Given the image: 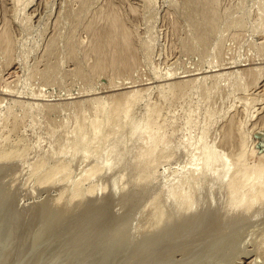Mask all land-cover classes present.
<instances>
[{
	"label": "rangeland",
	"instance_id": "obj_1",
	"mask_svg": "<svg viewBox=\"0 0 264 264\" xmlns=\"http://www.w3.org/2000/svg\"><path fill=\"white\" fill-rule=\"evenodd\" d=\"M207 2L0 0V39L10 34L6 50L0 44V257H13L9 264H264V0ZM105 33L112 45L100 39ZM92 122L106 136L131 123L150 135L144 149L105 172V143ZM207 150L211 174L222 158L239 168L198 191ZM151 152L145 164L131 160ZM239 178L242 188H234ZM187 206L204 212L186 215Z\"/></svg>",
	"mask_w": 264,
	"mask_h": 264
},
{
	"label": "bare ground",
	"instance_id": "obj_2",
	"mask_svg": "<svg viewBox=\"0 0 264 264\" xmlns=\"http://www.w3.org/2000/svg\"><path fill=\"white\" fill-rule=\"evenodd\" d=\"M18 1V0H17ZM20 1V0H19ZM206 1V0H205ZM208 2H209V0H208ZM207 2V3H208ZM210 3V2H209ZM209 10V9H208ZM210 12H211V9H210ZM108 14V13H107ZM108 16H110V15H108ZM107 17V16H106ZM115 18V17H114ZM117 18V17H116ZM115 18V19H116ZM113 20V18H112V23L114 22V21H116V23H117V20L118 19H116V20ZM210 19L212 20V17H210ZM110 20V19H109ZM208 20V19H207ZM209 22V21H208ZM211 22V21H210ZM209 22V23H210ZM111 23V22H110ZM111 23V24H112ZM211 23H213V20H212V22ZM106 24H108V23H106ZM113 25H116L115 24V22L113 23ZM113 25L111 26V27H113ZM211 25V24H210ZM214 25V24H213ZM92 27V26H91ZM97 27V26H96ZM104 27H106V26H104ZM108 27V26H107ZM110 27V26H109ZM108 27V28H109ZM110 27V28H111ZM114 27H117V26H114ZM89 29H90V27H89ZM88 29V30H89ZM101 29V28H100ZM105 29V28H104ZM113 29V28H112ZM118 29V28H117ZM117 29H113L112 31H114L115 32V30L117 31ZM121 29V28H120ZM93 31H94V29H92ZM97 30V29H96ZM102 30H103V28H102ZM107 30V29H106ZM110 30V29H109ZM119 30V29H118ZM125 30V29H124ZM6 31V30H5ZM99 31V30H98ZM105 31V30H104ZM108 31V30H107ZM106 31V32H107ZM111 31V30H110ZM110 31L108 32V33H110ZM6 32H8V31H6ZM91 32V31H90ZM100 32H102L101 30H100ZM122 32V31H121ZM113 33V32H112ZM117 33V32H116ZM116 33H115V36H117L116 35ZM3 34V33H2ZM5 34H7V37L10 35H8V33H5L4 32V34L2 35V38L1 39H4V41L5 40H7L6 39V35ZM97 34H99V33H97ZM97 34L95 35V37L97 36ZM120 34V33H119ZM125 34H127V33H124V35ZM105 35L107 36V37H105V39H104V36L103 35H101L100 34V36L102 37V38H100V39H102V40H105V43L107 44V43H109L110 44V37L108 36V34H106L105 33ZM111 37L112 36H114V33L113 34H109ZM124 35H122V37L124 36ZM128 35V34H127ZM93 36V35H92ZM126 36V35H125ZM1 37V36H0ZM3 37H5V38H3ZM95 37H94V39H95ZM127 37V36H126ZM93 38V37H92ZM108 38V39H107ZM120 38V37H119ZM125 38V37H124ZM123 38V39H124ZM0 39V40H1ZM97 39V38H96ZM107 39V40H106ZM122 39V40H123ZM101 40V42H103ZM112 40V39H111ZM115 40V39H114ZM117 40V39H116ZM126 40V39H125ZM124 40V41H125ZM128 40V39H127ZM2 41V40H1ZM0 42V44H2V48H4V43H5V47L6 46H8V44L10 43L9 42V39L7 40V41H5V42ZM10 41H11V39H10ZM97 41V40H96ZM109 41V42H108ZM124 41H122V42H124ZM112 42H113V40H112ZM92 43H93V41H92ZM91 43V44H92ZM98 43H100V42H98ZM115 43H116V41H115ZM125 43V42H124ZM126 43H128V42H126ZM7 44V45H6ZM103 44H104V42H103ZM103 44H95V45H97L98 46V48H102L103 46ZM113 44V43H112ZM112 44H110V45H112ZM10 45V44H9ZM94 45V46H95ZM101 45V47H99ZM115 45V44H114ZM117 45V44H116ZM128 45V47H129V44H127ZM1 47V46H0ZM11 47V46H10ZM91 47V46H90ZM89 47V48H90ZM92 47H93V44H92ZM96 47V46H95ZM112 47H115V46H112ZM117 47V46H116ZM127 47V48H128ZM107 48H109V47H107ZM124 48V47H123ZM122 48V49H123ZM126 48V47H125ZM5 50H6V48H4ZM3 49V50H4ZM11 49V48H10ZM117 49V48H116ZM7 50H8V48H7ZM92 50V49H91ZM98 50H100V49H98ZM102 50V49H101ZM108 50V49H107ZM128 50V49H127ZM97 51V50H96ZM95 51V52H96ZM115 51V50H114ZM113 51V52H114ZM116 51H118V50H116ZM125 51V50H124ZM10 52V51H9ZM95 52H94V55H95ZM99 52V51H98ZM101 52V51H100ZM99 52V53H100ZM6 53H8V52H6ZM92 53V52H91ZM115 53V52H114ZM129 53V52H128ZM102 54V53H101ZM105 54H106V52H105ZM113 54V53H112ZM117 54V52L114 54V55H116ZM125 53H123V55H124ZM107 55V54H106ZM109 55H110V53H109ZM120 55V54H119ZM127 55V54H126ZM95 56H97V54L95 55ZM105 56V55H104ZM128 56V55H127ZM114 56H112V58H113ZM116 57H117V55H116ZM124 58H126V56H123ZM129 57H132V56H129ZM101 58H105V57H101ZM123 58V59H124ZM99 59H100V57H99ZM117 59V58H116ZM130 59H132L133 60V58H130ZM104 60H106V59H104ZM110 60H112V59H110ZM125 60V59H124ZM100 62L102 61V60H99ZM113 61V60H112ZM116 61V60H115ZM98 62V61H97ZM103 63H104V61H102ZM101 62V63H102ZM126 62V61H125ZM128 62V61H127ZM130 62V61H129ZM101 63H98V66L101 64ZM133 63V62H132ZM105 64V63H104ZM120 64V63H119ZM123 64V63H122ZM121 64V65H122ZM98 66H96V67H98ZM105 66V65H104ZM125 66V65H124ZM95 67V66H94ZM95 67V68H96ZM128 67H130V66H128ZM103 68V67H102ZM127 68V67H126ZM125 68V69H126ZM94 69V68H93ZM100 69V68H99ZM99 69H96V70H99ZM122 69V68H121ZM128 70V69H127ZM246 70V69H245ZM247 70H250V69H247ZM100 71H102V69L100 70ZM244 71V70H243ZM249 72V71H248ZM244 73V72H243ZM249 74H250V76H251V73L249 72ZM247 76V75H246ZM253 76H255V75H253ZM251 80H252V78H251ZM180 85V83L178 84V86ZM184 85V84H183ZM177 86V87H178ZM181 86V85H180ZM143 91V90H142ZM132 92H133V90H132ZM130 93V92H129ZM134 93V92H133ZM128 95V94H127ZM135 95V94H134ZM129 96H131L130 94H129ZM129 96H127V98L130 100V97ZM128 103V102H127ZM124 109V108H123ZM129 109H131V108H126L124 111H123V115H126V114H129L128 112H130L129 111ZM105 112V111H104ZM113 111H111V112H108L107 111V113H103V115L104 114H106V120H110L111 121V119H112V117L114 116V113H112ZM93 116V115H92ZM91 116V117H92ZM104 117V116H103ZM115 117H117V116H115ZM126 117V116H125ZM106 120H105V122H106ZM123 120V119H122ZM99 121V120H98ZM104 122V119H102L101 120V122L99 121V123L98 124H100V123H103ZM97 122V121H96ZM93 123V122H92ZM108 123V122H107ZM133 124H135V125H137L136 123H134V121H133ZM231 124V123H230ZM94 125V126H93ZM93 127L90 129V130H92V131H94L95 133L96 132H99L100 130H99V128L100 127H98V130H97V128H96V125H97V123H93ZM100 125H102V124H100ZM104 125V124H103ZM135 125H132V123L129 125V130H127V128L125 127V129H122L121 128V130H116V131H118V132H116L117 134H115L114 136H111V134H109L110 136H106V135H104L105 133H104V131H103V133H102V137H101V135H99L101 138H99V140L97 141V142H101V143H105L104 145H103V147L102 146H100L103 150H104V152L106 153L107 152V154H105L106 156L105 157H103V158H101V159H98L99 161H100V163H102L103 164V167L105 168V172H109V170H113L114 168H116V167H118L121 163H122V159H123V154H125L126 152H128V155H129V152H132V153H135L134 152V150L135 149H138V150H140V149H144L143 148V146H142V144H147V142H144L145 141V139H144V137L146 138V136H148V131L147 130H145V128H143L144 126H141V127H139V126H135ZM229 125V124H228ZM98 126V125H97ZM128 126V125H127ZM229 126H231V125H229ZM228 126V127H229ZM232 126H233V124H232ZM231 126V127H232ZM95 127V128H94ZM103 127V126H102ZM101 127V128H102ZM230 127V128H231ZM234 127V126H233ZM93 128L95 129V130H93ZM115 129V128H114ZM232 129V128H231ZM89 130V131H90ZM102 130H104V128H102ZM88 131V132H89ZM92 131L90 132V133H92ZM126 131H127V133H126ZM231 131V130H230ZM85 132H87L86 130L84 131V132H82V133H84V134H82L83 136L85 135ZM88 132H87V134H88ZM238 132V131H237ZM90 133L88 134V135H90ZM228 133V132H227ZM81 134V133H80ZM97 134H99V133H97ZM147 134V135H146ZM229 134V133H228ZM236 134V133H235ZM82 135H80L79 137H78V139H80L81 137H82V140H84V138H85V136H88V135H85L84 136V138H83V136ZM92 135H94V134H92ZM103 135L105 136V137H103ZM146 135V136H145ZM150 135V134H149ZM230 135H233V134H231V132H230ZM229 135V136H230ZM130 137V139H129V137ZM94 137V136H93ZM92 137V138H93ZM128 137V138H127ZM150 137V136H149ZM92 138H91V135L89 136V140L91 139L92 140ZM132 138L133 139H135L136 138V140L138 141V143L135 141V140H133V141H135L136 142V145H134V146H138V148H136V147H132V145H129L130 143H129V140H132ZM77 139V140H78ZM86 139V138H85ZM88 139V138H87ZM94 139V138H93ZM127 139H129V140H127ZM142 140L143 142H141V148H140V144H139V141L140 140ZM148 139V138H147ZM199 139H200V137H199ZM199 139H197V140H199ZM227 139H228V135H227ZM150 140H151V138H150ZM157 140V139H156ZM160 140V139H159ZM163 140V139H162ZM79 141H81V140H79ZM78 141V142H79ZM84 141H86V140H84ZM126 141H128V143H126ZM165 141V140H164ZM87 142H89V141H87ZM87 142H84V143H87ZM92 141H90V143H91ZM132 142V141H131ZM149 142V141H148ZM156 142V141H155ZM163 142V141H162ZM197 142V141H196ZM195 141H194V143H196ZM201 141H199V143H200ZM227 142V141H226ZM90 143H89V145H90ZM92 144V143H91ZM145 144V145H146ZM195 146L196 145H198V143L197 144H194ZM219 146V145H218ZM224 149V148H223ZM211 150H212V148H211ZM100 151H102L101 149L99 150V152ZM213 151H214V149H213ZM213 151H210V150H207L204 154H203V167H201V170H200V175H199V177H198V179H197V183H196V186L195 187H193V188H195L196 190H200L203 186H204V184L206 183V181H211L210 183H212V182H223L227 177H231L232 178V175H233V173H234V170H232V169H234V165H235V162H232V161H230V159L228 160V159H225V158H222V161H220V169H218L217 171H215V173L213 172L212 174L210 173L211 171H209L210 170V168H211V166L213 165V163H214V161H213V159H212V152ZM136 152H140V151H136ZM143 152H144V150H143ZM143 152H141V153H143ZM85 153V152H84ZM102 153V152H101ZM100 153V154H101ZM86 154V153H85ZM145 154H147V153H145ZM95 155V154H94ZM102 155H104V154H101L100 156L102 157ZM125 155H127V154H125ZM131 155V154H130ZM129 155V156H130ZM133 155H135V154H133ZM137 155V154H136ZM144 156V155H143ZM142 156V154H138L137 155V158H134V159H131L130 157V159L131 160H135V162H134V164H135V166H136V164H138V165H142V164H145L146 162H148V161H150L151 159H152V156H154L153 155V152H151V153H149V156L146 158V159H144V157ZM146 156V155H145ZM225 156V155H224ZM223 156V157H224ZM99 157V153H98V155H97V158ZM126 157H128V156H126ZM134 157V156H133ZM227 157H229V156H227ZM100 158V157H99ZM122 158V159H121ZM154 158V157H153ZM125 159V158H124ZM123 159V160H124ZM128 161H129V159H127ZM232 160V159H231ZM233 160H235V159H233ZM84 161V160H83ZM86 161V160H85ZM126 161V160H125ZM190 161V160H189ZM201 162V161H200ZM202 163V162H201ZM234 163V164H233ZM98 164H99V162H98ZM123 164H124V162H123ZM75 165V164H74ZM133 165V164H132ZM198 165V164H197ZM232 166H233V168H232ZM236 167H237V169L239 168V165H235ZM139 167V166H138ZM200 167V166H199ZM198 167V168H199ZM104 170V169H103ZM191 170V169H190ZM197 170V169H196ZM198 171V170H197ZM111 172V171H110ZM199 172V171H198ZM197 172V173H198ZM233 172V173H232ZM237 172V175L235 176L236 178L237 177H239L238 176V172H239V170H237V171H235V173ZM182 173V172H181ZM196 173V172H195ZM231 173H232V175H231ZM175 174V173H174ZM231 175V176H230ZM158 176V175H157ZM162 176V175H161ZM171 176H172V174H171ZM137 177V176H136ZM135 177V178H136ZM183 177V176H182ZM234 177V178H235ZM167 179V178H166ZM171 179V178H170ZM179 179H181V177L179 178ZM147 179L146 178H140V182H145ZM182 180V179H181ZM229 180V179H228ZM227 180V181H228ZM235 180V179H234ZM165 181V180H164ZM236 181V180H235ZM241 181H242V179L241 178H239V179H237V181L234 183V188H236V187H239V188H242L241 187ZM137 182V181H136ZM140 182H139V184H140ZM174 182V181H173ZM173 182H171V183H173ZM164 183V182H163ZM226 183V182H225ZM136 184H138V183H136ZM143 184V183H142ZM146 184V183H145ZM180 184H181V182H180ZM207 184V183H206ZM229 184H230V182H229ZM208 185V184H207ZM206 185V186H207ZM167 186H169V185H167ZM191 186H193V185H191ZM209 186V185H208ZM233 186V185H232ZM137 187V186H136ZM152 187V186H151ZM184 187V186H183ZM231 187V186H230ZM185 188V187H184ZM192 188V189H193ZM217 188V187H216ZM227 188V187H226ZM260 188H264V185L262 186V187H260ZM143 189V188H142ZM164 189H166V188H164ZM171 190V189H170ZM262 190V189H261ZM161 191V190H160ZM173 191H175L174 189H173ZM223 191V190H222ZM231 191V190H230ZM236 191V190H235ZM239 191V190H238ZM253 191H255V186H254V190ZM252 191V192H253ZM188 192V191H187ZM203 192V191H202ZM224 192V191H223ZM233 192V191H232ZM264 192V191H263ZM230 193V192H229ZM189 195H190V193H188ZM203 194V193H202ZM170 195V194H169ZM228 195V194H227ZM156 196V195H155ZM172 196V195H171ZM174 196V195H173ZM172 196V197H173ZM204 196V195H203ZM168 197V196H167ZM181 197V196H180ZM180 197L179 198H175V200L176 199H180ZM202 197V196H201ZM258 197H260V196H258ZM264 197V194H262L261 195V198H263ZM156 198V197H155ZM185 199H186V195H185V197H184ZM261 198L258 200V199H255V200H257V202L258 201H260L261 200ZM159 199V198H158ZM165 199H166V197H165ZM168 199H171V197L169 196L168 197ZM192 199V198H191ZM198 199V198H197ZM201 199V198H200ZM264 199V198H263ZM262 199V200H263ZM171 201V202H178L177 200L176 201ZM181 200H184V199H181ZM181 200H179V202L181 203ZM202 201V200H201ZM178 202V203H179ZM187 202V201H186ZM195 202V201H194ZM203 202V201H202ZM206 202V201H205ZM204 202V203H205ZM215 202V201H214ZM244 202V200H241L239 203H233L232 205H231V209H232V212H233V210L235 211V212H238L239 211V208L241 209L243 206V203ZM179 203V204H180ZM198 203V202H197ZM255 203V202H254ZM167 204V203H166ZM177 204V203H176ZM257 203H255V204H253V205H256ZM171 205H172V203H171ZM174 205V204H173ZM172 205V206H173ZM182 205V204H181ZM211 205H213V203H210V205L208 206V208H207V206H206V208H204V210L206 209V210H208V209H210V207H211ZM229 205V204H228ZM250 205H252V204H250ZM250 205H248L249 207H250ZM165 206V205H164ZM186 206V205H185ZM203 206H205V205H203ZM248 206H246L247 208H248ZM160 207V206H159ZM174 207H175V205H174ZM177 207H179V205L177 206ZM195 207V206H194ZM181 208V207H180ZM199 208H201V207H199ZM246 208V209H247ZM252 208V207H251ZM187 211H184V209L183 210H181V211H184L185 213H187L188 212V210H189V212H191V213H193L194 211H193V207H191V206H187ZM195 209V208H194ZM244 209H245V207H244ZM242 210V213H243V211H245V210ZM162 210L163 209H161V212H162ZM197 211H195L194 213H203L204 211L203 210H200L199 211V209H196ZM249 210V209H248ZM155 211V210H154ZM158 211V210H157ZM176 211V210H175ZM229 211H230V209H229ZM247 211V210H246ZM252 211V210H251ZM184 212L182 213L183 215H184ZM227 212V211H226ZM162 213H164V212H162ZM175 213V212H174ZM193 213V214H194ZM228 213V212H227ZM226 213V214H227ZM169 214V213H168ZM179 214V213H178ZM188 214H190V213H187L186 215H188ZM193 214H191L192 216H193ZM233 214V213H232ZM161 215V214H160ZM164 215V214H163ZM166 215V214H165ZM180 215V214H179ZM195 215V214H194ZM162 216V215H161ZM157 217H158V214H157ZM167 217V216H166ZM169 217V216H168ZM174 217V216H173ZM180 217H181V215H180ZM172 217L170 216V219H171ZM176 218H177V216H176ZM187 218V217H186ZM207 218V217H206ZM206 218H203L204 220L206 219ZM173 220H174V218H172ZM197 219L200 221V219H201V217H199V218H196V222H197ZM204 220H203V222H204ZM130 222V221H129ZM213 222V221H212ZM211 222V223H212ZM219 222V221H218ZM220 223V222H219ZM135 224V223H134ZM214 224H215V222H214ZM201 225V224H200ZM216 225V224H215ZM207 226V225H206ZM205 226V227H206ZM209 226V225H208ZM211 226V225H210ZM211 228H212V226H211ZM204 230H205V228H204ZM212 229H208L207 230V232H209V231H211ZM209 235H207V237H208ZM206 237V236H205ZM204 237V238H205ZM206 237V238H207ZM211 237V236H210ZM212 240V239H211ZM221 241V240H220ZM222 241H224L223 239H222ZM217 242V241H216ZM34 243H36L35 241L32 243V244H34ZM208 243H209V241H208ZM215 243V242H214ZM204 244V243H203ZM207 244V243H206ZM209 244H211V243H209ZM221 244H222V242H221ZM214 246H215V244H213ZM218 245H220V244H218ZM201 246V245H200ZM203 246V245H202ZM217 246V245H216ZM32 247L34 248V245H32ZM207 247H208V245H207ZM207 247H206V249H207ZM219 247V246H218ZM224 247V246H223ZM211 248H213V247H211ZM209 249V248H208ZM218 250V249H217ZM204 251H205V249H204ZM206 251H208V250H206ZM210 251V250H209ZM215 251V250H214ZM263 252H264V250H263ZM3 259H2V258ZM0 258L2 259H0L2 262L3 261H5L6 262V264H9V262H10V260L11 259H13V257H11L10 255H3V256H1ZM53 255H52V258H50V256H49V259L48 260H52L53 259ZM57 259V258H56ZM56 259H54L53 261H55ZM50 260V261H51ZM24 261V260H23ZM22 261V262H23ZM49 261V262H50ZM254 261V260H253ZM25 262V261H24ZM23 262V263H24ZM214 262V261H213ZM23 263H21V264H23ZM251 263H253V262H251ZM59 264V263H58ZM61 264V263H60ZM198 264H201V263H198ZM204 264V263H203ZM255 264V263H254Z\"/></svg>",
	"mask_w": 264,
	"mask_h": 264
}]
</instances>
